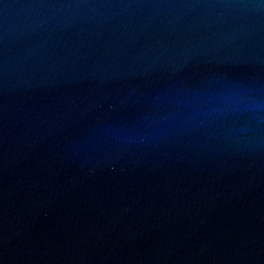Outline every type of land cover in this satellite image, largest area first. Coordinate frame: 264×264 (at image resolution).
I'll list each match as a JSON object with an SVG mask.
<instances>
[{
	"label": "water",
	"instance_id": "1",
	"mask_svg": "<svg viewBox=\"0 0 264 264\" xmlns=\"http://www.w3.org/2000/svg\"><path fill=\"white\" fill-rule=\"evenodd\" d=\"M0 203L59 264H264V0H0Z\"/></svg>",
	"mask_w": 264,
	"mask_h": 264
}]
</instances>
